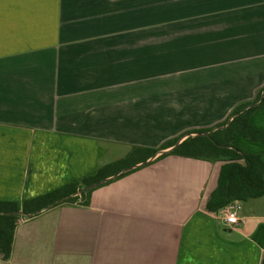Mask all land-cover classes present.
<instances>
[{
  "label": "crops",
  "instance_id": "obj_1",
  "mask_svg": "<svg viewBox=\"0 0 264 264\" xmlns=\"http://www.w3.org/2000/svg\"><path fill=\"white\" fill-rule=\"evenodd\" d=\"M263 88L264 0H0V201L213 127ZM233 144L264 162V143ZM221 165L167 156L21 219L0 264H264V199L232 228L210 207Z\"/></svg>",
  "mask_w": 264,
  "mask_h": 264
},
{
  "label": "trees",
  "instance_id": "obj_2",
  "mask_svg": "<svg viewBox=\"0 0 264 264\" xmlns=\"http://www.w3.org/2000/svg\"><path fill=\"white\" fill-rule=\"evenodd\" d=\"M263 108L264 88L254 100L237 104L226 120L213 127L188 131L159 148L134 146L124 158L104 165L50 193L21 201H0V259L8 261L11 257L19 220L31 219L43 210L59 205L88 206L95 189L171 155L208 162L222 161L217 185L210 199V207L215 211L222 210L234 201L264 199V162L261 156L243 153L233 144L236 133L252 142L264 143V131L254 128L250 122L251 115ZM209 132L208 136L201 135ZM170 148L173 149L157 156L160 151ZM154 157V161H149ZM126 169V172H122ZM114 176L116 177L106 180ZM99 182L102 183L97 188L79 194L84 188Z\"/></svg>",
  "mask_w": 264,
  "mask_h": 264
},
{
  "label": "built area",
  "instance_id": "obj_3",
  "mask_svg": "<svg viewBox=\"0 0 264 264\" xmlns=\"http://www.w3.org/2000/svg\"><path fill=\"white\" fill-rule=\"evenodd\" d=\"M241 209V204L238 201L229 203L221 211L222 221L228 227L232 228L239 224V211Z\"/></svg>",
  "mask_w": 264,
  "mask_h": 264
},
{
  "label": "water",
  "instance_id": "obj_4",
  "mask_svg": "<svg viewBox=\"0 0 264 264\" xmlns=\"http://www.w3.org/2000/svg\"><path fill=\"white\" fill-rule=\"evenodd\" d=\"M210 133H211V132H209V133H204V134H201V135L208 136ZM192 136H195V134H193ZM184 139H185V137L182 138V139H180L179 142H178L173 148H176V147H177V146H178V145H179ZM173 148H170V149L167 150V151H170V150L173 149ZM164 152H166V151H160L158 154L160 155V154H162V153H164ZM152 159H153V158H152ZM140 165H142V164H140ZM140 165H139V166H140ZM127 170H128V169L123 170V171H127ZM118 175H119V174H118ZM118 175H116V176H118ZM116 176L111 177L110 179L115 178ZM101 183H102V182L92 184V185H90V186L84 188L83 190H81V191L79 192V194H80V193H83V192H86V191H88V190L94 189V188L98 187ZM43 211H44V210H43Z\"/></svg>",
  "mask_w": 264,
  "mask_h": 264
},
{
  "label": "rangeland",
  "instance_id": "obj_5",
  "mask_svg": "<svg viewBox=\"0 0 264 264\" xmlns=\"http://www.w3.org/2000/svg\"><path fill=\"white\" fill-rule=\"evenodd\" d=\"M230 113H231V112H230ZM229 115H230V114H229ZM229 115H228V116H229ZM258 123L261 124V125H263V124H264V119H260V120H258Z\"/></svg>",
  "mask_w": 264,
  "mask_h": 264
}]
</instances>
